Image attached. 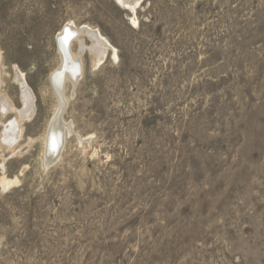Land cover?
<instances>
[{"label":"rangeland","instance_id":"obj_1","mask_svg":"<svg viewBox=\"0 0 264 264\" xmlns=\"http://www.w3.org/2000/svg\"><path fill=\"white\" fill-rule=\"evenodd\" d=\"M68 21L110 47L45 143ZM0 52L34 96L15 143L0 114V264H264V0H0Z\"/></svg>","mask_w":264,"mask_h":264},{"label":"bare ground","instance_id":"obj_2","mask_svg":"<svg viewBox=\"0 0 264 264\" xmlns=\"http://www.w3.org/2000/svg\"><path fill=\"white\" fill-rule=\"evenodd\" d=\"M121 4L127 8L134 6L137 2L139 3L140 0H119ZM70 23L66 24L68 29L62 30V28L59 30V33L57 34V51L59 55V64L58 66L53 69V71L50 73V87L54 94V97H56V106L53 113V117L51 118L49 122V128L50 130L49 135H44L45 143H50L53 139L54 134L57 132V128L61 125L63 127V132H71V126L70 124H65L62 122L60 124V118L57 116V112L60 110L61 103H62V95L64 94V84L65 80L67 79L68 82L70 81L71 85L75 84L79 76L75 77V73L79 70L80 73H82L83 69V52L85 49H87L86 44L84 42L83 37L88 36L92 44L88 49L92 53L93 56V62L95 60H100L108 51L110 45L107 42V40L102 36V34L99 32L98 29L89 28L86 26L78 27V25L74 24L71 21H68ZM59 37V39H58ZM73 43L77 44V52L73 51L72 45ZM68 48H67V46ZM67 48V53H65V49ZM0 61H1V52H0ZM16 75L18 77V81L21 86V99H22V107L20 109H15V107L11 104L5 93L0 92V114L6 113L9 110H16L17 117L10 121L8 124V127L5 128L3 140L4 143H15L17 137H20L22 132V127L20 124V121L28 118L34 109V96L27 85L25 81L21 78V75L18 73V68H16ZM1 82V78H0ZM65 96V95H64ZM51 126V128H50ZM66 130V131H65ZM55 131V132H54ZM61 133V132H60ZM66 134V133H65ZM63 137V136H62ZM63 142V138H60V134H58L54 138L55 146L51 145L52 148V157L53 159L56 157L59 145ZM48 163L49 161H52V159L46 160ZM3 167V166H2ZM22 171V170H21ZM17 177L13 178H7L2 175L0 179V186L3 188L8 187L10 184H14L17 182Z\"/></svg>","mask_w":264,"mask_h":264},{"label":"water","instance_id":"obj_3","mask_svg":"<svg viewBox=\"0 0 264 264\" xmlns=\"http://www.w3.org/2000/svg\"><path fill=\"white\" fill-rule=\"evenodd\" d=\"M65 29H68L67 28V26L66 25H64L63 27H62V30H65ZM57 37V36H56ZM58 39H59V37H58ZM55 41H56V44H57V38L55 39ZM67 46V45H66ZM67 48H68V46H67ZM67 48L64 50L65 51V53H67ZM80 71L78 70L76 73H75V77L76 76H80ZM50 78H51V74L49 75V78H48V80H49V84H50ZM61 142H62V140H60ZM47 152H48V154L49 153H52V151L49 149V150H47Z\"/></svg>","mask_w":264,"mask_h":264}]
</instances>
